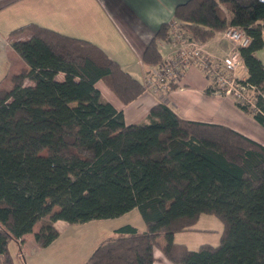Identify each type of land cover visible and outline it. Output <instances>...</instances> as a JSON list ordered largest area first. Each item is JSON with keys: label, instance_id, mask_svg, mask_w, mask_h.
Wrapping results in <instances>:
<instances>
[{"label": "trees", "instance_id": "1", "mask_svg": "<svg viewBox=\"0 0 264 264\" xmlns=\"http://www.w3.org/2000/svg\"><path fill=\"white\" fill-rule=\"evenodd\" d=\"M174 21L199 43L229 25L249 36L238 48L247 71L239 82L255 87L247 93L253 105L236 103L264 126V64L256 55L264 0H188ZM22 31L30 37L11 45L28 69L0 88V264H16L9 243L21 256L20 239L36 223L34 238L46 246L56 220L82 224L133 209L144 229L117 226L82 264H153L156 247L171 264H264L262 144L226 125L183 119L163 102L145 123L127 125L96 83L136 94L142 83L88 41L33 23L10 35ZM170 31V23L159 27L145 63L162 65L158 41L169 42ZM204 214L223 223L216 245L190 249L173 240Z\"/></svg>", "mask_w": 264, "mask_h": 264}, {"label": "crops", "instance_id": "2", "mask_svg": "<svg viewBox=\"0 0 264 264\" xmlns=\"http://www.w3.org/2000/svg\"><path fill=\"white\" fill-rule=\"evenodd\" d=\"M186 1L188 0H0V86L6 88L11 75L28 69L27 64L13 50L11 43L14 40H27L30 34L22 31L11 36L10 33L29 23L94 44L116 61L125 72L143 83L147 73L160 67L159 64H147L143 61L148 43L162 24L174 22L176 6ZM199 44L212 60H219L224 54L234 52L232 44L222 37L221 31ZM158 49L163 63L175 50V43L172 40H159ZM256 55L264 64V45ZM236 75L240 79L247 76L242 60ZM62 78L63 74H58V79ZM96 87L104 100L123 113L127 125L145 123L149 109L163 102L183 119L226 125L264 146V126L240 109L229 95L213 91L216 86L209 71L201 70L197 65L187 68L166 90H142L136 94L116 84L110 86L104 81H98ZM135 210L121 217L100 222L114 223L108 227L110 234L117 223L125 224L123 217ZM52 225L56 233L55 238L66 227H70V224L63 220H56ZM40 226L41 224L36 223L32 232L20 239L21 256L28 260L33 259L45 247L36 243L34 238ZM137 226L144 228L141 223ZM213 228L217 230L216 238L204 239L206 241L200 245H216L222 227L209 215H201L194 230L176 233L173 240L188 247L190 243L184 239V234L190 233L194 238L198 233L213 231ZM158 242L163 244V237H159ZM153 264L171 263L156 247Z\"/></svg>", "mask_w": 264, "mask_h": 264}, {"label": "built area", "instance_id": "3", "mask_svg": "<svg viewBox=\"0 0 264 264\" xmlns=\"http://www.w3.org/2000/svg\"><path fill=\"white\" fill-rule=\"evenodd\" d=\"M170 28L175 50L160 67L145 75L142 83L144 91L166 90L169 84L176 81L187 68L197 65L201 70L209 71L216 79L219 85L216 90L218 93L223 92L236 97L240 102L246 101L253 105L245 93L246 90H254L255 87L240 83L241 79L236 75L241 61L238 48L245 47L250 41L242 28L229 25L221 31L222 37L232 44L234 52L224 54L219 60H211L201 49L199 42L185 39L175 21L170 23Z\"/></svg>", "mask_w": 264, "mask_h": 264}, {"label": "rangeland", "instance_id": "4", "mask_svg": "<svg viewBox=\"0 0 264 264\" xmlns=\"http://www.w3.org/2000/svg\"><path fill=\"white\" fill-rule=\"evenodd\" d=\"M208 57L210 58V56ZM211 77L213 78L214 84L218 89L219 85H217L216 79L213 76ZM26 84L29 85L31 84V82L26 81ZM9 86L10 83L8 81V83H6V88H8ZM0 88H4V86H0ZM254 91L255 89L246 90L245 96L247 97V99L251 100L248 97L247 93L251 95ZM219 93L225 94L223 92ZM230 97L237 101L236 97ZM204 215L208 216V214ZM209 216H211V218H214L215 222H217L223 229V223L218 217L214 215ZM48 219L49 215L43 218L44 221H47ZM122 220L125 224L130 223L138 227L137 224L140 225L141 223L145 227V224L137 209L129 215L123 217ZM120 222L123 223L122 221ZM110 224L114 225V223L104 224L100 222V220H95L82 224H70V227H66V229H64L63 232H60V234H58L57 237L50 244L43 247L41 252L37 253L33 259L29 260L26 257H21L17 255V245L13 240L9 243V249L12 253V256L14 257L16 264H82L89 257L96 245L108 236V227ZM117 226H119L118 223L115 227ZM138 228L144 229L140 226ZM213 229V231L198 233V235H195L194 238H192V235L190 233H183V236H186L184 239H186V241H189L190 243L188 244V248L197 249L200 246V243L206 241L204 239L216 238L217 230L216 228ZM221 233L222 232L220 231L219 237Z\"/></svg>", "mask_w": 264, "mask_h": 264}]
</instances>
